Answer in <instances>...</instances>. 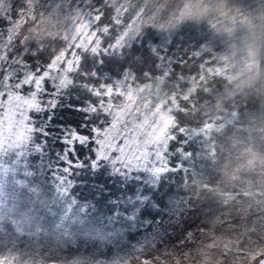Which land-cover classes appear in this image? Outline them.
<instances>
[{
  "label": "rangeland",
  "instance_id": "1",
  "mask_svg": "<svg viewBox=\"0 0 264 264\" xmlns=\"http://www.w3.org/2000/svg\"><path fill=\"white\" fill-rule=\"evenodd\" d=\"M87 1L26 0L6 32L0 31V264H123L133 257L145 259L143 255L159 247L167 253V236L177 238L167 218L179 216H141L147 194L138 186L135 195L126 192L123 179L133 174L136 181L153 185L165 170L178 167L185 187L193 182L197 190L204 183L227 197L238 189L259 195V216L247 227L255 236L248 245L232 244L235 254L225 264H264V0H170L173 7L167 11L159 0H110L116 28L110 50L137 40L148 24L156 31L153 46L164 47L191 21L205 36L194 53L211 52L200 78L220 74L226 84L213 99L203 101L198 125L177 128L193 146L183 150V139L171 152L176 138L171 110L180 106L177 92L169 93L167 84L178 87L179 82L170 83L165 74L142 84L121 77L96 87L108 123L91 128L89 138L68 130L63 140L66 150L75 141L93 140V166L111 164L121 176L117 188L125 192L120 203L119 193L99 204L79 199L69 188L70 160L50 164L30 159L44 145L43 139L33 138L35 131L45 132L36 126L35 113L53 106L56 94L69 86L68 71L75 68L76 57L65 59L63 52L36 73L19 57L8 56L10 42L26 45L45 32H60L91 51L100 49L109 25L95 26ZM8 6V0H0V14L8 17ZM13 61L16 65H10ZM188 80L187 90L177 95L193 91L195 83ZM248 101L254 108L241 107ZM169 155H178L175 165L168 164ZM78 247L80 251H73ZM197 256L196 264H210ZM136 259L133 264H142ZM143 264L155 261L148 257Z\"/></svg>",
  "mask_w": 264,
  "mask_h": 264
},
{
  "label": "trees",
  "instance_id": "2",
  "mask_svg": "<svg viewBox=\"0 0 264 264\" xmlns=\"http://www.w3.org/2000/svg\"><path fill=\"white\" fill-rule=\"evenodd\" d=\"M159 1L165 5V11L173 7L170 0ZM8 5V17L0 14L1 35L25 9L26 0H8ZM85 7L90 16H96L92 17L96 19L95 26L101 28L105 24L109 25V33L102 35L101 48L97 51L75 45L60 32H45L31 37L26 45L21 41L10 42L8 56L13 59L19 57L25 67L36 73L42 72L46 65L63 52L65 59L71 55L76 57L75 68L68 71L72 80L69 86L56 94L53 106L35 113L36 126L42 127L45 132L35 131L33 138L34 141L43 139L44 145L43 152L33 154L30 159L34 161L39 158L50 164H65L66 159L70 160L69 176L72 183L69 188L73 193L77 192L79 199L87 198L99 204L102 200L106 201L109 195H119L117 186L122 181L121 176L113 172L111 164L100 162L93 166V140L87 139L84 143L75 141L71 149L67 150V143L63 140L68 130L89 138L91 128H102L108 123L109 114L100 108V95L94 90L96 87L101 89L100 85L110 84L114 79L121 77H129L133 84H142L156 81L158 77L166 74L170 83L179 82L178 87L167 84L169 93H180L187 90L188 79L192 78L195 83L192 92L188 91L185 96L175 94L180 107L171 110L176 136L169 145L171 152V148L183 139V150L193 146V141L186 140L177 128L198 125L203 101L213 99V95L223 90L226 78L220 74L200 78L202 68L208 63L205 57L211 52L206 50L199 54L194 53V49L198 48L205 38L202 33L197 32L195 23L185 22L175 31L166 46L157 49L153 46L157 41L156 31L148 24L137 40L112 51L108 45L116 32L112 17L113 4L110 0H88ZM128 9H133V6ZM16 63L13 61L10 65ZM45 85H49L48 80H45ZM241 107L254 108V103L248 101ZM63 152L67 154L66 157L62 156ZM176 158L178 155H169L168 164L175 165ZM48 169L50 170V166ZM183 174L182 167L165 170L153 185L136 181L133 174L129 180L123 179L126 192L135 195L134 190L138 186L140 192L147 194L146 202L140 209L141 216H179L171 221L167 218L177 231L176 239L168 240L169 235L167 236L166 243L170 249L167 253L159 247L149 255H143L145 259L133 257L123 264H133L134 259L135 263H147L148 257L155 261V264H196L200 261L195 258L196 255L201 260L205 257V261L210 264H225L232 254H235L236 248L232 244L238 247L248 245L250 238L255 236L247 227L255 221V216H259V195L250 193L248 189H238L227 197L204 183L195 190L193 182L187 187L180 185ZM125 191L120 193L116 202L120 203ZM105 210L110 211V207L107 206ZM148 226L149 224H146L143 227L147 229ZM201 248L202 250H199ZM80 250L81 247L73 249L75 252ZM70 252L71 250H68L67 253Z\"/></svg>",
  "mask_w": 264,
  "mask_h": 264
}]
</instances>
